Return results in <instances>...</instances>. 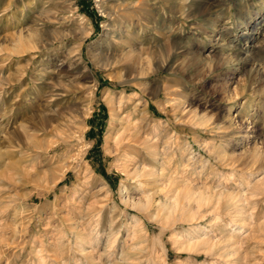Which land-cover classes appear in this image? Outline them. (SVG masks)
Masks as SVG:
<instances>
[{
  "label": "rangeland",
  "instance_id": "374dc122",
  "mask_svg": "<svg viewBox=\"0 0 264 264\" xmlns=\"http://www.w3.org/2000/svg\"><path fill=\"white\" fill-rule=\"evenodd\" d=\"M193 1L0 0V264H264V0Z\"/></svg>",
  "mask_w": 264,
  "mask_h": 264
},
{
  "label": "bare ground",
  "instance_id": "6f19581e",
  "mask_svg": "<svg viewBox=\"0 0 264 264\" xmlns=\"http://www.w3.org/2000/svg\"><path fill=\"white\" fill-rule=\"evenodd\" d=\"M191 2H192V4L193 3H196L195 1H193V0H191ZM191 4V3H190ZM192 8V7H191ZM196 10V9H195ZM206 10V9H205ZM199 11V10H198ZM193 12H194V10H191V9H186V10H184V8H183V11H182V13H181V18H180V22H184L186 19H188L192 14H193ZM196 12H197V10H196ZM200 14V13H199ZM204 15V14H203ZM198 18V17H197ZM180 24V23H179ZM182 24V23H181ZM261 68V67H260ZM263 70V69H262ZM190 191V190H189ZM192 192H193V189L191 190ZM191 191H190V193H191ZM195 192V191H194ZM189 195V194H188ZM197 195V194H196ZM200 195H202V197H203V199H201V197H199L200 198V200L202 201V203H203V200L205 201V202H207L208 201V196L206 197L205 196V194H203V193H201L200 192ZM204 195V196H203ZM198 196V195H197ZM193 199H195V198H193ZM242 199V198H241ZM200 200H198V201H200ZM200 201V202H201ZM188 203V202H187ZM208 203V202H207ZM190 204V203H189ZM178 205V204H177Z\"/></svg>",
  "mask_w": 264,
  "mask_h": 264
}]
</instances>
